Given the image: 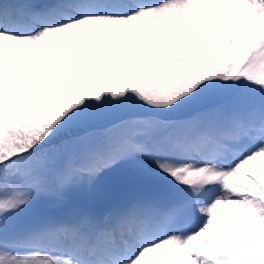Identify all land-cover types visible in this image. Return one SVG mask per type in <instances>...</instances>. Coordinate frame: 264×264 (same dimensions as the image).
Listing matches in <instances>:
<instances>
[{"label":"snow or ice","instance_id":"1","mask_svg":"<svg viewBox=\"0 0 264 264\" xmlns=\"http://www.w3.org/2000/svg\"><path fill=\"white\" fill-rule=\"evenodd\" d=\"M0 264H264V0H0Z\"/></svg>","mask_w":264,"mask_h":264}]
</instances>
